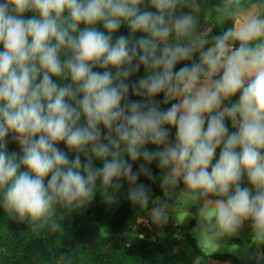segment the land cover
Instances as JSON below:
<instances>
[{
	"label": "clouds",
	"instance_id": "9594fccd",
	"mask_svg": "<svg viewBox=\"0 0 264 264\" xmlns=\"http://www.w3.org/2000/svg\"><path fill=\"white\" fill-rule=\"evenodd\" d=\"M230 2L213 6L233 21L218 34L186 0L0 2L8 217L64 232L98 182L115 192L127 183L129 202L164 223L167 204H152L144 176L165 194L182 184L204 197L216 235L250 222L264 241V12L237 23Z\"/></svg>",
	"mask_w": 264,
	"mask_h": 264
},
{
	"label": "trees",
	"instance_id": "16d2710c",
	"mask_svg": "<svg viewBox=\"0 0 264 264\" xmlns=\"http://www.w3.org/2000/svg\"><path fill=\"white\" fill-rule=\"evenodd\" d=\"M203 3L208 8L207 24L214 27L213 34H218L224 27H231L233 21L225 24L220 14L213 11V6L221 4L222 0H203ZM236 5H240L239 15L255 6L264 12V0H231L229 7ZM127 31L126 27L120 29L123 34ZM142 74L143 69L138 75ZM229 127L231 130L230 124ZM172 132L174 138L175 129ZM60 147L64 148V145ZM8 148L17 153L20 151L15 142H11ZM218 154L219 149L216 158ZM138 163L133 166L134 171ZM151 167L154 173L159 174L155 164ZM137 183L151 185L153 205L157 200L165 199L166 194L159 182L141 176ZM127 189V183L115 192L98 182L92 201L65 216L62 222L64 232H52L47 228L34 230L27 222L10 219L0 206V264H207L209 259L232 261L234 264H264L262 258L245 261L229 253L202 251L189 233L195 227L194 222L190 226L175 225L166 213V222L154 223L150 217L151 207L131 204ZM197 194L201 201L205 200ZM165 202L166 208L171 206L170 201ZM254 247L264 251V241L256 239ZM190 249L194 251L192 258ZM61 254L65 255L63 259Z\"/></svg>",
	"mask_w": 264,
	"mask_h": 264
},
{
	"label": "rangeland",
	"instance_id": "374dc122",
	"mask_svg": "<svg viewBox=\"0 0 264 264\" xmlns=\"http://www.w3.org/2000/svg\"><path fill=\"white\" fill-rule=\"evenodd\" d=\"M186 3L189 7L185 8L184 11H192L201 18L202 24L207 23L208 8L204 5L203 0H186ZM258 9L255 7L253 10L257 12ZM251 11H246L244 15H240L237 23L243 22L247 15L252 14ZM165 200L171 203V206L165 210L172 224L190 226L193 222L195 223V227L191 228L189 233L197 240L198 247L202 251L229 253L240 259L251 258L254 260L257 258V250L254 247L256 239L252 228L240 229L237 233L229 236L216 235L218 229L212 217L214 211L210 212V206H205L196 192L186 191L180 184L172 187L165 199L157 200V204ZM189 252L192 258L194 251L190 249Z\"/></svg>",
	"mask_w": 264,
	"mask_h": 264
},
{
	"label": "crops",
	"instance_id": "0c3cea01",
	"mask_svg": "<svg viewBox=\"0 0 264 264\" xmlns=\"http://www.w3.org/2000/svg\"><path fill=\"white\" fill-rule=\"evenodd\" d=\"M255 7H252L251 9H249L247 11L252 10L251 12L253 13L255 11V10H253V9H255ZM257 12H260V10L258 9ZM244 13H246V11L241 13L240 15H242V14L244 15ZM237 21H238V19H237ZM250 227H251V225H250V222H249V223H245V225L241 229H247V228H250ZM256 250H257V258L256 259H254V260L251 259V258H248V259L241 258V259L245 260V261H259L262 257H264V251L262 249H260V248H256ZM214 253H217V252H214ZM207 264H234V263L232 261H220V260H215V259H209Z\"/></svg>",
	"mask_w": 264,
	"mask_h": 264
}]
</instances>
